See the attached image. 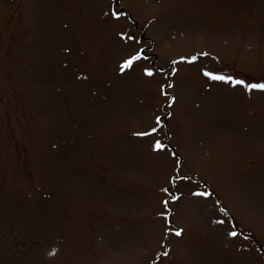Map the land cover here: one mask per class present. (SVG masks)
<instances>
[{"label":"rangeland","instance_id":"obj_1","mask_svg":"<svg viewBox=\"0 0 264 264\" xmlns=\"http://www.w3.org/2000/svg\"><path fill=\"white\" fill-rule=\"evenodd\" d=\"M249 84L264 0H0V264H264Z\"/></svg>","mask_w":264,"mask_h":264},{"label":"snow or ice","instance_id":"obj_2","mask_svg":"<svg viewBox=\"0 0 264 264\" xmlns=\"http://www.w3.org/2000/svg\"><path fill=\"white\" fill-rule=\"evenodd\" d=\"M140 58H141V53H137L136 55L131 56L128 60H126L124 62V64L122 65L121 70H123L124 68H128V67L132 66V64L135 61L139 60ZM192 59L195 60L196 58L193 57ZM147 74L148 75H152L151 72H148ZM208 75L212 79H215V80H228L229 82H232V83L237 84V85H243L245 83L244 81H241V80H235V81H233L232 80V77H230V76L229 77H225V76H214L211 73H208ZM247 88H248L249 91H251L252 89H261V90H264V84H249L247 86ZM157 120L159 121V118H157ZM152 131L155 132L156 129H152ZM143 134H146V133H143ZM163 147H164V145H162L159 141H157L156 148L159 149V148H163ZM165 191H167V189H165ZM196 194L197 195H201V196H208V195H210V193H207V192L196 193ZM165 204H167V201H165ZM176 235L177 236L181 235V232L180 231H177L176 232ZM230 235L231 236H236L237 233L233 231V232L230 233ZM51 254H54V252L51 253ZM164 255H167V252H165Z\"/></svg>","mask_w":264,"mask_h":264}]
</instances>
